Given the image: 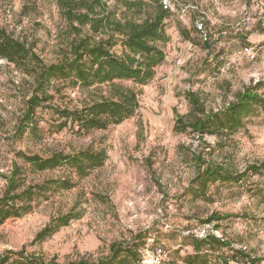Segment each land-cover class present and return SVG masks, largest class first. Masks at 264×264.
<instances>
[{"label":"rangeland","instance_id":"374dc122","mask_svg":"<svg viewBox=\"0 0 264 264\" xmlns=\"http://www.w3.org/2000/svg\"><path fill=\"white\" fill-rule=\"evenodd\" d=\"M103 1L120 16L116 0ZM162 1L171 10L165 21L169 37L163 47L165 59L143 87L115 81L138 93L139 108L133 117L106 130L83 136L69 127L56 132L55 108L72 109L108 93L107 86L85 92L64 86L59 96L37 110V135L21 133L19 120L33 86L14 65L0 59V197L13 164L23 187L71 176L64 170L35 172L17 152L40 157L85 149L105 153L100 168L73 177V189L48 195L21 217L1 224L0 252L24 246L27 252L59 263L82 257L96 260L108 254L111 243L146 232L141 252L147 259L160 249L161 264H184L181 258L192 249L183 237L202 238L210 232L230 245L221 251L224 257L241 249L264 264V172L211 189L213 196L206 201L186 194L199 166L240 174L264 160V114L246 119L241 129L220 140L174 127L176 115L183 116L186 124L194 118L188 94L197 98L200 110L212 114L234 103L247 86L264 81V0ZM152 14L150 7L135 18ZM67 23L58 0H0V29L31 45L43 64L55 63L64 54ZM84 34L89 35L87 30ZM119 51L118 45L115 52ZM200 113L195 114L202 117ZM71 211L79 212V218L30 246L52 218ZM213 214L223 219L203 224Z\"/></svg>","mask_w":264,"mask_h":264},{"label":"trees","instance_id":"16d2710c","mask_svg":"<svg viewBox=\"0 0 264 264\" xmlns=\"http://www.w3.org/2000/svg\"><path fill=\"white\" fill-rule=\"evenodd\" d=\"M116 3L120 16L103 0H58L60 11L69 26L68 43L60 59L51 64H43L26 41L13 38L0 29V59L14 65L31 80L33 86L19 120L21 133L37 135V110L59 96L64 86L70 91L84 92L107 86L108 93L93 96L72 109L55 108V122H58L56 132L69 127L75 135L83 136L95 130H106L135 115L139 108L138 93L119 86L115 81H128L143 87L154 78L155 68L165 59L163 47L169 41L165 21L170 17L171 10L162 0H116ZM150 7L153 10L150 17L142 20L135 18L141 17ZM85 30L89 35L84 34ZM180 33L187 38L184 29ZM96 35H101V38L96 40ZM118 45L119 53L115 52ZM186 97L192 107L190 111L194 110V118L186 124L183 116L176 115L174 127L180 131L191 128L202 137L209 135L218 140L225 139L241 129L246 119L264 114V81L247 86L236 94L234 103L212 114L200 110L197 98L190 94ZM200 111L202 117L196 116L195 113ZM16 155L35 172L64 170L71 176L23 187L17 182L18 168L13 164L0 197V225L10 218L21 217L32 210L33 203L48 200V195L70 191L75 186L74 178L87 176L92 170L100 168L105 160L103 151L89 149L73 154L58 152L46 157L20 152ZM263 172L264 160L248 166L240 174H232L218 166L203 169L199 166L186 194L190 199L206 201L213 196L211 189L219 190L239 184L244 176ZM79 216V212L71 211L52 218L36 233L30 246L42 243ZM221 219L223 217L213 214L203 224H212ZM146 240V232H138L127 240L111 243L104 257L96 260L82 257L68 263L27 252L23 246L20 250L0 252V264H143L145 255L141 251L146 246ZM183 241L192 249L181 258L184 264H230V261L235 264L261 263V260L241 249H232L230 256L224 257L221 251L230 248V245L210 232L202 238L187 235ZM179 252L176 250L174 253L179 255Z\"/></svg>","mask_w":264,"mask_h":264},{"label":"built area","instance_id":"2783aa9c","mask_svg":"<svg viewBox=\"0 0 264 264\" xmlns=\"http://www.w3.org/2000/svg\"><path fill=\"white\" fill-rule=\"evenodd\" d=\"M165 4V3H164ZM166 7V6H165ZM198 236H202V235H198ZM146 256L143 258V264H161L162 261V251L160 249L156 250V253H154V255H152L151 260L147 259Z\"/></svg>","mask_w":264,"mask_h":264}]
</instances>
